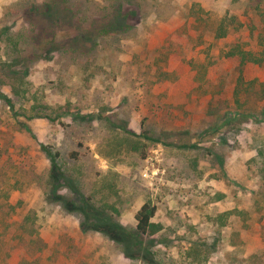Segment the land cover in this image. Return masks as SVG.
I'll return each instance as SVG.
<instances>
[{
    "label": "rangeland",
    "instance_id": "1",
    "mask_svg": "<svg viewBox=\"0 0 264 264\" xmlns=\"http://www.w3.org/2000/svg\"><path fill=\"white\" fill-rule=\"evenodd\" d=\"M46 1L0 0V264H264V0H69L36 36ZM118 1L136 28L74 39ZM146 201L137 257L87 221L134 231Z\"/></svg>",
    "mask_w": 264,
    "mask_h": 264
},
{
    "label": "trees",
    "instance_id": "2",
    "mask_svg": "<svg viewBox=\"0 0 264 264\" xmlns=\"http://www.w3.org/2000/svg\"><path fill=\"white\" fill-rule=\"evenodd\" d=\"M53 2H44L41 6V11L43 15H47L52 18V23H34V29H38L36 36L38 33L48 32V27H53L55 24L59 22H68L67 24H73L77 14H83L84 10L75 8L71 4L67 3L69 0H52ZM197 3H194V5ZM108 11L99 16L92 15L93 17L88 22L83 29L78 31V34L74 37H81L83 42L87 44H91L95 46L100 42V40L107 36H119L122 34L129 33L132 29L136 28V22L134 21V17L139 15L138 8L134 6L130 2H117L113 3L110 6ZM190 17H192V23L194 26L198 27V31H204L206 27H208V22L206 18H200L198 13L193 10L192 13H189ZM195 16V19H194ZM204 17V15H202ZM87 18H84L86 20ZM216 28L214 29V37H226L229 34V30L224 26L223 20L221 19L218 23H216ZM47 25V26H45ZM35 29V31H36ZM207 30V29H206ZM205 30V31H206ZM3 40L7 44V48L16 53L13 57L14 60H25L26 56L24 55V49L19 47V40H15L13 38L14 33L9 31V28H4L2 31ZM34 33V31H33ZM46 49V48H44ZM49 49H46V51ZM241 53H236L232 51V55L241 54L244 62L248 60L247 57L252 58V53L247 51H240ZM34 54V53H33ZM38 53L35 52V55ZM231 55V54H230ZM244 62H242L244 64ZM3 95V94H2ZM6 98V97H4ZM6 100L11 105L12 102L10 98H6ZM245 114V112H242ZM248 114L246 113L244 116L248 118ZM192 146V145H191ZM195 146V145H193ZM183 147H188V145H183ZM45 150L49 156H51L52 161L56 163V158L59 156V152H53L49 146H45ZM76 155V153H74ZM56 166H54L55 168ZM62 173H54V180H58L62 178ZM86 209H90L89 205L85 207ZM97 213L91 214L90 210L87 211L86 215L89 219H87L88 223L91 224L96 230L104 232L108 234L112 239H115L117 242L123 244L125 248V254L128 257L134 258L140 255L141 253V240L139 239L141 235H153L159 232L162 229V226L158 223H155L152 219L156 214L157 207L151 201H146L139 208V210L135 214L136 227L134 231L128 230L123 227L121 224L116 222L113 219H107V214L101 213L98 210H95ZM93 213V210H92ZM137 244V245H136Z\"/></svg>",
    "mask_w": 264,
    "mask_h": 264
}]
</instances>
